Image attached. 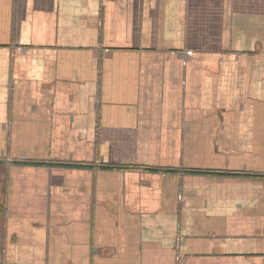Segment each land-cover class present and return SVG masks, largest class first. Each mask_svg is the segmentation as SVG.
I'll return each instance as SVG.
<instances>
[{
  "label": "crops",
  "instance_id": "obj_1",
  "mask_svg": "<svg viewBox=\"0 0 264 264\" xmlns=\"http://www.w3.org/2000/svg\"><path fill=\"white\" fill-rule=\"evenodd\" d=\"M0 264H264V0H0Z\"/></svg>",
  "mask_w": 264,
  "mask_h": 264
},
{
  "label": "built area",
  "instance_id": "obj_2",
  "mask_svg": "<svg viewBox=\"0 0 264 264\" xmlns=\"http://www.w3.org/2000/svg\"><path fill=\"white\" fill-rule=\"evenodd\" d=\"M181 240V239H180Z\"/></svg>",
  "mask_w": 264,
  "mask_h": 264
}]
</instances>
